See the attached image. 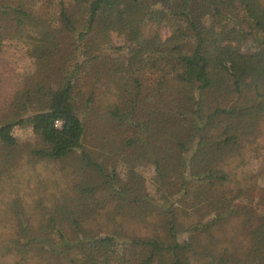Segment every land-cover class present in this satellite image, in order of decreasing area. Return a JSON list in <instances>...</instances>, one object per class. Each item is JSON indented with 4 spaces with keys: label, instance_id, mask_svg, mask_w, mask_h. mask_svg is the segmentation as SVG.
<instances>
[{
    "label": "trees",
    "instance_id": "trees-1",
    "mask_svg": "<svg viewBox=\"0 0 264 264\" xmlns=\"http://www.w3.org/2000/svg\"><path fill=\"white\" fill-rule=\"evenodd\" d=\"M8 39L34 69L24 87L0 71V182L18 162L15 126L30 128L37 162L79 152L91 176L74 184L79 202L54 207L38 230L22 207L0 211V257L264 264V212L244 203L264 168L242 167L264 118V2L0 0V55ZM96 102L105 106L101 161L85 148ZM239 217L245 249L218 251L212 230Z\"/></svg>",
    "mask_w": 264,
    "mask_h": 264
},
{
    "label": "rangeland",
    "instance_id": "rangeland-1",
    "mask_svg": "<svg viewBox=\"0 0 264 264\" xmlns=\"http://www.w3.org/2000/svg\"><path fill=\"white\" fill-rule=\"evenodd\" d=\"M259 1L264 2V0ZM166 32V28H164L163 35ZM6 42L10 48L5 49L0 55V71L4 72L2 77L6 80L9 78L14 86L24 87L34 69L33 59L17 50L19 48L24 51L18 41L8 39ZM2 88L0 86V94L3 93ZM95 105L96 107L89 110L86 115L90 129L85 140V148L93 154L96 160L101 161L106 156V149L104 147L101 150L100 146L106 142L107 136L103 137L100 126H98L100 131L97 128V124H102L98 114L102 103L96 102ZM102 111L101 109V113ZM12 132L18 141L15 151L18 162L9 175L4 177L5 180L0 182V211H5L11 217L18 210L23 219L22 222H26L30 230L35 231L38 230L40 222L47 220L50 214H53L54 207H60V205L73 207L79 202L75 200L74 184L91 174L78 157L79 152L64 159L37 162V159L27 152L28 148H33L37 144L30 128L15 126ZM258 142L260 147L255 152L249 151L242 165L244 174L257 173L264 168V118L260 124ZM116 170L121 177H125L126 167L121 162L117 163ZM146 172L148 173V171ZM146 176L150 177L151 175L146 174ZM89 201L91 200H87V202ZM244 203L249 206L248 208L252 207L257 215L263 213L264 185L259 182L258 186L251 191L249 199ZM235 204L238 205L239 201L233 200L232 205ZM16 206L22 207V212L16 209ZM96 219L95 222L103 221V217ZM64 226L68 228V225ZM136 228L138 229V227ZM212 231L213 237L217 238V240L213 239L215 243L218 242V251L225 247L230 255L245 249L247 230L242 225L241 217L230 219L226 225H221ZM205 241H207L205 243L209 242L207 239ZM1 261L2 264H10L11 257L2 256L0 264Z\"/></svg>",
    "mask_w": 264,
    "mask_h": 264
},
{
    "label": "built area",
    "instance_id": "built-area-1",
    "mask_svg": "<svg viewBox=\"0 0 264 264\" xmlns=\"http://www.w3.org/2000/svg\"><path fill=\"white\" fill-rule=\"evenodd\" d=\"M55 124H56L57 126H60L61 122H60L59 120H57V121L55 122Z\"/></svg>",
    "mask_w": 264,
    "mask_h": 264
}]
</instances>
